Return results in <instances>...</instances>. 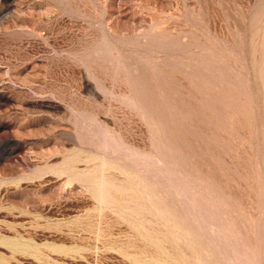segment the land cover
I'll return each instance as SVG.
<instances>
[{"label": "rangeland", "instance_id": "374dc122", "mask_svg": "<svg viewBox=\"0 0 264 264\" xmlns=\"http://www.w3.org/2000/svg\"><path fill=\"white\" fill-rule=\"evenodd\" d=\"M0 264H264V0H0Z\"/></svg>", "mask_w": 264, "mask_h": 264}]
</instances>
